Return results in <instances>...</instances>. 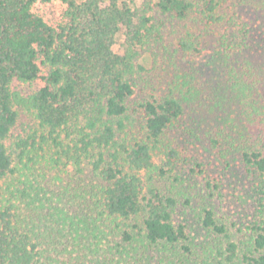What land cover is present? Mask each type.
Returning a JSON list of instances; mask_svg holds the SVG:
<instances>
[{"label": "trees", "instance_id": "obj_1", "mask_svg": "<svg viewBox=\"0 0 264 264\" xmlns=\"http://www.w3.org/2000/svg\"><path fill=\"white\" fill-rule=\"evenodd\" d=\"M35 1L0 0V264H264V218L236 234L203 204L198 243L174 220L193 198L171 175L169 135L187 105L240 103L255 135L215 132L208 145L264 174V0H61L55 26ZM213 31L222 69L207 87L183 63ZM144 52L175 71L162 93L136 97Z\"/></svg>", "mask_w": 264, "mask_h": 264}, {"label": "rangeland", "instance_id": "obj_2", "mask_svg": "<svg viewBox=\"0 0 264 264\" xmlns=\"http://www.w3.org/2000/svg\"><path fill=\"white\" fill-rule=\"evenodd\" d=\"M80 1V0H78ZM66 5L61 0H36L32 11L40 15L51 25H57L62 21ZM175 30V36L179 33ZM216 31L206 36V43L202 50L192 55L186 54V63L183 68L197 70L198 82L204 86L217 85L220 80L221 59L218 58L221 51L214 46L217 38ZM174 40L173 32L166 35L165 42ZM123 35L118 33L112 45L114 52H123ZM215 55L216 59H213ZM179 63L178 55L174 58ZM139 62L148 69L146 73L139 74L135 80L136 97L151 92L160 94L166 88L168 80L172 78L175 68L170 64H152L148 52H144ZM46 69L42 67V73ZM43 82L15 81L13 86L28 93L39 88ZM243 106L240 103H231L221 111L208 112L202 110L198 104L192 103L185 106L182 116L169 132L173 142L178 143L179 158L171 175L179 178V188L190 192L193 203L190 207L180 206L174 213V220L185 221L188 225L190 238L194 243L207 240V233L198 222V213L203 204L210 205L218 217L223 218L232 232L239 234L240 230L249 234L248 226L255 220L264 218V174L246 166L234 152L224 158H220L215 149L207 142L209 135L215 132L228 137V142L242 144L248 133L255 135L254 131L245 132V121L242 113ZM185 144V145H184ZM156 162L160 159L157 155ZM199 167H194V163ZM195 168L194 172L190 169ZM197 170L199 172H197ZM209 182L211 187H206ZM239 231V233H238Z\"/></svg>", "mask_w": 264, "mask_h": 264}]
</instances>
